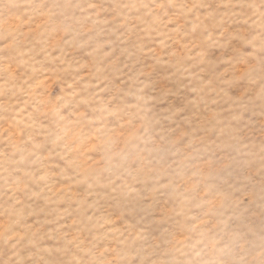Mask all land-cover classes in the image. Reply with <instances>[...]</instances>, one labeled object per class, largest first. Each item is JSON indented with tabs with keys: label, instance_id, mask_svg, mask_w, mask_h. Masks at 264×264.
<instances>
[{
	"label": "rangeland",
	"instance_id": "obj_1",
	"mask_svg": "<svg viewBox=\"0 0 264 264\" xmlns=\"http://www.w3.org/2000/svg\"><path fill=\"white\" fill-rule=\"evenodd\" d=\"M153 2L0 0V155L33 161L0 181V264H230L264 238V96L238 25L226 0Z\"/></svg>",
	"mask_w": 264,
	"mask_h": 264
},
{
	"label": "clouds",
	"instance_id": "obj_2",
	"mask_svg": "<svg viewBox=\"0 0 264 264\" xmlns=\"http://www.w3.org/2000/svg\"><path fill=\"white\" fill-rule=\"evenodd\" d=\"M73 7L70 0H52L51 4L43 5L44 9L59 12L66 17H70ZM122 7L130 9L131 5L126 4ZM140 7L155 8L156 4L153 0H148L147 5L141 4ZM224 11L238 25L232 43L236 47L234 53L236 59L239 61L241 56L244 58V62L238 64V67L243 69L241 73L243 82L253 91L260 89L261 95L264 96V0H226ZM244 40L251 41V43L245 45ZM24 44V38L20 34L5 33L3 50L8 53L5 58L15 62ZM257 45L260 46L261 51L256 52L254 56L248 55L255 50ZM20 139L10 133L8 143L11 145ZM118 147L116 141L110 144V149L113 151ZM22 155L20 152L11 150L0 155V181L5 184L13 182L15 176L21 174L23 169L33 163L32 159H23ZM260 158L264 161V152L260 154ZM241 240L244 241L243 244ZM225 255L233 257L230 264H264V238L257 241L246 239L242 234L228 247ZM10 264H15V261H11Z\"/></svg>",
	"mask_w": 264,
	"mask_h": 264
}]
</instances>
